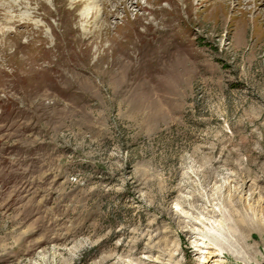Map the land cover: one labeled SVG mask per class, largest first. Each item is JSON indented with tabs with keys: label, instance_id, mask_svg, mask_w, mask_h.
I'll return each mask as SVG.
<instances>
[{
	"label": "rangeland",
	"instance_id": "rangeland-1",
	"mask_svg": "<svg viewBox=\"0 0 264 264\" xmlns=\"http://www.w3.org/2000/svg\"><path fill=\"white\" fill-rule=\"evenodd\" d=\"M211 250L264 264V0H0V264Z\"/></svg>",
	"mask_w": 264,
	"mask_h": 264
},
{
	"label": "bare ground",
	"instance_id": "bare-ground-1",
	"mask_svg": "<svg viewBox=\"0 0 264 264\" xmlns=\"http://www.w3.org/2000/svg\"><path fill=\"white\" fill-rule=\"evenodd\" d=\"M89 12V11H88ZM203 263L206 264H219L221 263L219 258L223 257V253H217V251L211 250L209 252L204 253Z\"/></svg>",
	"mask_w": 264,
	"mask_h": 264
}]
</instances>
